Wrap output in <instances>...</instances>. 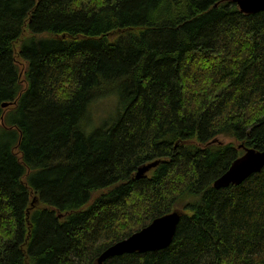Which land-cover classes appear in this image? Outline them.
<instances>
[{"label": "trees", "instance_id": "16d2710c", "mask_svg": "<svg viewBox=\"0 0 264 264\" xmlns=\"http://www.w3.org/2000/svg\"><path fill=\"white\" fill-rule=\"evenodd\" d=\"M242 146L264 150V11L0 0V264H98L175 210L169 247L103 264H264V169L213 187Z\"/></svg>", "mask_w": 264, "mask_h": 264}, {"label": "water", "instance_id": "95a60500", "mask_svg": "<svg viewBox=\"0 0 264 264\" xmlns=\"http://www.w3.org/2000/svg\"><path fill=\"white\" fill-rule=\"evenodd\" d=\"M240 12L254 15L264 11V0H236ZM10 104H4L3 108ZM243 148V146H242ZM244 154L213 184L217 190L241 186L248 178L264 169V150L243 148ZM159 164L155 161L138 169L136 177L147 176ZM183 212L175 210L155 219L149 226L107 248L98 259L103 264L110 258L133 253H147L165 249L171 245Z\"/></svg>", "mask_w": 264, "mask_h": 264}, {"label": "rangeland", "instance_id": "374dc122", "mask_svg": "<svg viewBox=\"0 0 264 264\" xmlns=\"http://www.w3.org/2000/svg\"><path fill=\"white\" fill-rule=\"evenodd\" d=\"M18 60L20 61V59ZM19 66L20 68L24 67L22 65ZM116 107H117L116 97L110 96L109 98L96 100L93 103L90 113L85 121V129L91 131L85 130V132L89 134V132H92L96 127L99 126V124H102V122L105 119L111 117L112 115L114 116L116 112ZM217 139L224 144H229L231 142V140L228 139L227 137H218ZM234 145L237 146V143H234ZM150 175H152V172L150 173Z\"/></svg>", "mask_w": 264, "mask_h": 264}]
</instances>
